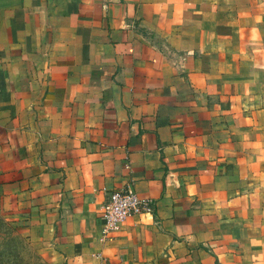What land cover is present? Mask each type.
<instances>
[{"label": "crops", "instance_id": "obj_1", "mask_svg": "<svg viewBox=\"0 0 264 264\" xmlns=\"http://www.w3.org/2000/svg\"><path fill=\"white\" fill-rule=\"evenodd\" d=\"M0 214L57 264H264V0H0Z\"/></svg>", "mask_w": 264, "mask_h": 264}, {"label": "built area", "instance_id": "obj_2", "mask_svg": "<svg viewBox=\"0 0 264 264\" xmlns=\"http://www.w3.org/2000/svg\"><path fill=\"white\" fill-rule=\"evenodd\" d=\"M150 212V201L138 197L130 184L108 192L100 210L99 242L113 240L121 224L129 217Z\"/></svg>", "mask_w": 264, "mask_h": 264}, {"label": "rangeland", "instance_id": "obj_3", "mask_svg": "<svg viewBox=\"0 0 264 264\" xmlns=\"http://www.w3.org/2000/svg\"><path fill=\"white\" fill-rule=\"evenodd\" d=\"M42 256L29 245L21 228L5 220L0 214V264H57Z\"/></svg>", "mask_w": 264, "mask_h": 264}]
</instances>
